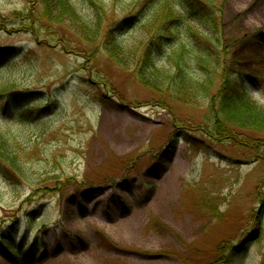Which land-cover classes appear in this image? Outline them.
Returning a JSON list of instances; mask_svg holds the SVG:
<instances>
[{"label": "rangeland", "instance_id": "obj_1", "mask_svg": "<svg viewBox=\"0 0 264 264\" xmlns=\"http://www.w3.org/2000/svg\"><path fill=\"white\" fill-rule=\"evenodd\" d=\"M207 2L0 0V264H264V136L211 103L226 70L264 114V0Z\"/></svg>", "mask_w": 264, "mask_h": 264}, {"label": "trees", "instance_id": "obj_2", "mask_svg": "<svg viewBox=\"0 0 264 264\" xmlns=\"http://www.w3.org/2000/svg\"><path fill=\"white\" fill-rule=\"evenodd\" d=\"M177 1L180 4V7L187 11L192 17L202 15L204 12H206V10L208 9V5L210 4L209 2H207L208 0ZM168 7L166 8V10H164L162 15H160L154 22L159 27L157 30L158 35L155 37L159 41L166 39L171 40L173 38L172 29L177 26V24L180 22L179 19L173 15L172 11ZM195 43L196 47L198 48L199 55L197 57V65H199L200 63L209 65L215 63L211 62L215 61L216 59V55H214L213 51H211V48H206V46H203L205 44L201 45V43L199 42ZM175 70L176 71L173 74V77H171V79H167L169 84L173 85L176 81V84L178 85V88L180 90L185 89V87L188 88L189 84H194L190 81L189 75L186 71L182 74V69L178 63L175 65ZM232 76L233 75L231 73H228L226 70H222V73L220 74L221 87L219 89V92L212 99L211 102L212 104H214L212 106L213 114L215 112V116L217 117L224 114L227 117L228 121L231 122L230 118L231 116H233V114L230 112V110L234 111L237 108V105H240V108L243 110V114L238 113L239 116L236 114L237 120H239L240 116H242V118L246 120V129L264 136V114L258 111L257 108L250 101L243 88L242 83L237 79H232ZM3 94V92H0V97H2ZM226 124L227 123H221L219 126L217 125L215 129L218 136L222 138H230L234 136L232 135V130ZM6 149V141L2 137V135H0V158H2L4 161L9 162V165L14 169V171L17 170L22 173V167H19V165L16 164V157H10V155H4L2 153L5 152ZM14 167H16V169ZM233 255H235L234 252ZM225 260L227 259L219 260L218 264L225 262Z\"/></svg>", "mask_w": 264, "mask_h": 264}, {"label": "water", "instance_id": "obj_3", "mask_svg": "<svg viewBox=\"0 0 264 264\" xmlns=\"http://www.w3.org/2000/svg\"><path fill=\"white\" fill-rule=\"evenodd\" d=\"M257 236H258V234L256 232H254L253 234L248 235L247 237H245L242 240L240 246L234 249L235 252L236 253H240V252L244 251L245 245H247L248 243L253 242L254 240H256Z\"/></svg>", "mask_w": 264, "mask_h": 264}]
</instances>
